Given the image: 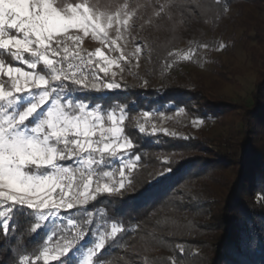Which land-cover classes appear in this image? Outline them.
<instances>
[{
    "label": "rangeland",
    "instance_id": "374dc122",
    "mask_svg": "<svg viewBox=\"0 0 264 264\" xmlns=\"http://www.w3.org/2000/svg\"><path fill=\"white\" fill-rule=\"evenodd\" d=\"M69 3L127 14L125 29L117 45H102L89 35L83 38L80 46L83 54L100 48L109 58L118 59L123 71L115 67L112 70L118 73L116 79L122 87L103 90L106 95L143 89L178 97V104L166 103L148 111L147 118L142 113L128 114L127 100L123 104L114 101L105 107L97 104L105 118L109 110L116 109L119 116L120 107L124 108L125 134L134 143L132 158L139 156L140 159L134 168L124 169L122 178L119 159L106 157L108 164L119 165V171L111 177L102 176L100 183L115 184L120 188L123 179L124 187L120 188L123 195L102 193L96 200L122 198L134 193L130 178L141 160L134 150L151 144L153 151L145 153L148 161L154 162L148 167L156 172L154 177L151 176L153 181L192 162L174 181L168 197L174 210L179 206L190 210L175 214L182 224H187L188 232H193L185 239V246L181 243V254L186 255L187 251L191 256L202 258L205 264L207 260L211 264L213 258L219 260L227 249V256H233L228 242L218 249L221 236L227 235L222 230L223 222L237 227L238 220L243 217L242 213L235 215L237 207L242 210L264 208L260 201L263 193L255 191L257 186L247 181V178L252 179L250 159L254 151L264 154V121L261 123L256 119L257 111V115L264 111V0H54V6ZM161 8L164 15L160 14ZM115 38L110 31L109 39ZM112 47L117 50L111 51ZM185 55L189 59H184ZM0 59L5 61V66L14 62L6 50H0ZM97 61L103 63L100 57ZM95 72L98 77H104L98 69ZM145 82L147 87H143ZM0 83L5 84L6 90L10 88V82L2 73ZM69 98L78 102L73 93ZM89 105L88 110L96 107ZM141 123L146 127L144 133L139 132ZM153 125L157 128L156 133L151 131ZM160 129L176 135L171 136ZM104 171L107 170L104 168L102 173ZM0 210H3L2 206ZM65 211L69 210L60 209L58 215L49 217L41 225L48 236L37 255L39 260H43L45 249L57 254L58 245L64 242L66 229L70 227L68 220L76 219L84 227L78 217H66ZM112 226H107L106 240L113 239L108 235ZM87 245L86 241L79 248H73L66 257L61 256V260L69 258L75 264H84L88 249L95 247L93 244L86 248ZM132 252V247L126 250L127 254ZM161 253L155 250L154 255ZM54 262L57 261L48 264ZM136 262L140 263V260ZM193 262L200 264L199 259Z\"/></svg>",
    "mask_w": 264,
    "mask_h": 264
},
{
    "label": "snow or ice",
    "instance_id": "6c2138e0",
    "mask_svg": "<svg viewBox=\"0 0 264 264\" xmlns=\"http://www.w3.org/2000/svg\"><path fill=\"white\" fill-rule=\"evenodd\" d=\"M162 10L160 14L164 15ZM126 20L127 14L120 11H97L81 3L54 6V0H0V50H6L13 60L29 69L8 65L5 70V61L0 59V73L10 82L8 90L0 83V248L4 249L0 256L10 254L11 264H32L27 254L15 253L26 246L24 237L35 233L60 209L87 205L102 193L123 195V179L120 188L100 183L98 178L93 187V177L99 175V168L94 166L108 163L106 157L118 158L123 178L124 169L134 168L140 159L132 158L134 143L125 134L123 107L119 116L116 109H111L105 118L100 105L88 110L89 103L69 98L72 93L86 90L99 93L121 89L118 73L112 70L120 68L118 59L109 58L100 48L82 55L80 46L89 35L102 45H117ZM110 31L115 39H109ZM136 50L139 53L140 48ZM93 56L103 63L93 62ZM41 64L47 71L37 70ZM89 67L98 69L104 77H98L95 71L85 75ZM143 115L147 118L149 113ZM145 131L141 123L139 132ZM151 131L157 132L155 125ZM160 131L176 135L167 129ZM68 162L79 167L73 168ZM76 172L80 179L74 182ZM102 174L113 175L109 171ZM17 214L34 215L36 220L19 236L14 234ZM68 223L74 225L75 221L70 219ZM89 223V219L84 220L85 226ZM123 231L114 223L108 235L115 238ZM83 239L84 227L70 239L65 236L57 254L45 249V264L61 261V256L66 257ZM105 240L101 236L95 247L88 249L84 264H93L92 257L105 248ZM0 264H8V260L0 258Z\"/></svg>",
    "mask_w": 264,
    "mask_h": 264
},
{
    "label": "trees",
    "instance_id": "16d2710c",
    "mask_svg": "<svg viewBox=\"0 0 264 264\" xmlns=\"http://www.w3.org/2000/svg\"><path fill=\"white\" fill-rule=\"evenodd\" d=\"M91 71H95V68ZM73 94L78 101H88L92 107L99 103L104 107L106 105L110 106L114 101L123 104L127 100L129 103L127 112L130 115L143 114L145 111L148 112L162 107L166 103L178 104V97L175 94L162 95L157 91L143 89L124 93L120 91V93L108 95L103 91L97 93L94 90ZM262 112L264 111H260L259 115H257L258 111L256 113V119L260 120L261 123L264 121ZM152 147L151 144L147 143L134 150L135 153L140 154L141 160L138 162V168L133 170L130 178L133 194H126L122 198L95 200L85 207L76 206L64 212L66 217H78L83 224L85 219L91 221L86 226L83 225L88 236L86 248L93 245L100 235L105 236L108 225L115 223L125 229L115 238L106 240L105 248L100 250L94 257L93 262L95 264H97V261H99V264H179V262L182 264H195L193 261H198V259L200 264H205L202 258L191 256L187 251L186 255L185 253L181 254V243L185 246V239L193 232H188L189 229L185 228L187 224H182L176 215L190 210L186 206H179L174 210V207L169 204L168 198L171 186L185 169L190 167L192 162L185 163L180 169L175 170L163 179L153 181L151 176L154 177L156 172L152 169L150 171L148 167H150V164L154 165V162H149L145 153L146 151L152 152ZM246 154H249L248 151ZM263 157L264 154L260 155V152L257 154L254 151L250 159L252 160L250 168L252 179L247 178V181L251 182L253 186H257L255 191H259L260 194L263 193L260 201H263L264 204ZM68 163L75 168V164ZM247 169H249V164ZM234 211L235 215H241L242 213L243 217L238 220L237 227H232L231 224L229 226L228 223L223 222L222 230L227 235L221 236L218 245L220 250L224 244L230 243L231 249L229 251L233 250V256H227V249L226 254L220 256L221 259L216 260L213 258L211 264L217 262L218 264H264V208L255 207L250 210L246 208L242 210L237 207ZM35 222L34 215L17 214L14 221L16 223L14 234L21 235L29 224ZM225 222H229L228 219H225ZM47 236V230L40 227L35 233L24 237L26 246L15 254H27L32 264H45L43 260H37L36 257L42 251ZM2 240L3 235L0 233V241ZM237 242L238 245H236ZM131 247L133 252L127 254L126 250ZM155 250H160L162 253L155 256ZM0 252H4V249L0 248ZM9 256L10 254L4 253L0 258L7 259L8 264H11ZM208 259L210 260V257ZM137 260H140V263H137ZM53 264H75V262L68 258L67 261L61 260ZM206 264H210V261L207 260Z\"/></svg>",
    "mask_w": 264,
    "mask_h": 264
},
{
    "label": "built area",
    "instance_id": "2783aa9c",
    "mask_svg": "<svg viewBox=\"0 0 264 264\" xmlns=\"http://www.w3.org/2000/svg\"><path fill=\"white\" fill-rule=\"evenodd\" d=\"M90 53H94V52H90ZM87 54H89V53H86V54H83L82 53V55H87ZM92 60H93V62H96L98 60V57L93 56L92 57ZM65 68H67V62H65ZM91 69L92 68H90V67L89 68H86L84 74L87 75L91 71ZM77 167H79V165H76L75 166V168H77ZM95 167H98L99 168V175H98V177L96 175H94V177H93L94 178L93 185H96L97 178L99 179V182L102 180V176H103L102 170L104 168H105V170L111 172L112 174H114V173H116V172L119 171V165L116 164V163L115 164H108V163H106V164H102V165H99V166H94V168ZM73 179H74V182L75 181H78L80 179L79 172H76V174H75V176H74ZM65 210H67V209H65ZM74 221H75V224L74 225H70V227H68L66 229V236L69 239L72 236H74L76 234V232L80 231L81 228H82V225H81V223L78 220L74 219ZM86 241H87V232L85 231V239H83L82 241H77L76 242V246L74 248H79L80 246H82L83 244H85ZM96 243L97 242H94V246H95Z\"/></svg>",
    "mask_w": 264,
    "mask_h": 264
},
{
    "label": "crops",
    "instance_id": "0c3cea01",
    "mask_svg": "<svg viewBox=\"0 0 264 264\" xmlns=\"http://www.w3.org/2000/svg\"><path fill=\"white\" fill-rule=\"evenodd\" d=\"M25 56H27L29 59H31V57L29 56V54H26ZM10 65H12V66H16V67H22V68H24V70H29V69H27V66L26 65H24L22 62H18V61H15L14 60V62H13V64H10ZM8 66V65H7ZM7 66H5V70H6V67ZM37 70H43V71H47V69L41 64V65H38V69ZM7 78V77H6ZM9 82V81H8ZM8 90V89H7ZM25 102H27V98L25 99ZM79 102V101H78ZM11 114V113H10Z\"/></svg>",
    "mask_w": 264,
    "mask_h": 264
}]
</instances>
